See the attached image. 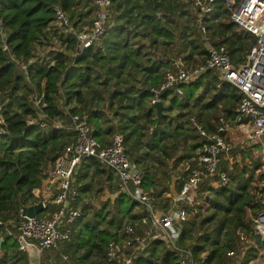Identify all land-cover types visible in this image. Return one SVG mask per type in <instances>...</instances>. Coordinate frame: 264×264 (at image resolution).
<instances>
[{"label": "trees", "instance_id": "obj_1", "mask_svg": "<svg viewBox=\"0 0 264 264\" xmlns=\"http://www.w3.org/2000/svg\"><path fill=\"white\" fill-rule=\"evenodd\" d=\"M111 2L105 32L80 50L75 33L90 27L96 14L89 0H0L8 44L7 52L0 48V264H30L15 240L23 219L20 211L34 204V190L76 141V132L68 127L71 114H88L92 135L101 146L109 145L114 134L123 135L128 159L142 172V188L156 196L161 207L169 206L166 195L179 191L187 180L204 142L189 117L214 132L220 117L235 116L241 92L229 82L217 86V72L208 69L183 85L181 94H162L164 115L158 122L151 90L164 80L171 63L180 59L190 68L208 59L198 13L190 0ZM57 8L67 14L68 26L56 22ZM232 12L217 0L205 22L210 40L224 44L238 66L255 36L232 20ZM34 95L42 96L39 107ZM40 112L47 116L45 126L38 120ZM29 119L34 123L28 124ZM260 144L263 139L223 153L217 173L199 190L200 211L183 222L174 245L150 239L141 249L125 248V254L133 252L131 264H178L184 251L194 258L205 254L207 264H235L227 252L240 255L244 249L245 264L256 245L261 246L253 234V219L264 210V160L253 154ZM72 185L78 189L74 205L81 216L68 240L42 250L39 264H120L107 260V244L123 242L127 226L143 236L150 226L148 211L118 193L115 173L96 157L80 160ZM101 197L105 200L98 207L95 201ZM56 210L47 204L37 215Z\"/></svg>", "mask_w": 264, "mask_h": 264}, {"label": "built area", "instance_id": "obj_2", "mask_svg": "<svg viewBox=\"0 0 264 264\" xmlns=\"http://www.w3.org/2000/svg\"><path fill=\"white\" fill-rule=\"evenodd\" d=\"M217 0H190L198 13L197 24L202 32L208 59L205 64L196 67H186L178 59L171 63V69L165 73L161 84L153 88L152 103L161 100L166 91L182 93V86L186 85L208 69L215 70L219 82H229L241 92V100L236 108L233 119L219 118L220 125L216 131H207L203 123L195 116L189 117L190 126L204 139L196 152V164L190 169L187 180L179 191L172 190L166 197L169 206L161 207L160 201L151 192L142 188V172L127 157L122 134H114L109 145L101 146L92 135L89 116L85 112L74 113L70 116L72 128L76 134V141L68 145L57 157L50 168L47 178L42 185L34 190L36 201L41 202L44 209L47 204H54L57 210L46 216L23 217L15 236L18 250L24 252L34 248L38 254L44 248L57 247L68 240L72 233V225L81 216V211L74 205L78 197L77 187L72 185L73 173L82 158L96 157L102 164L110 168L118 178V193L125 194L143 205L150 215V226L143 236L135 234L132 227L127 226V238L123 242L111 241L106 247L108 261L118 260L120 264H131L133 252L125 254L124 250L134 247L135 250L145 247L146 240L161 239L174 245L178 238L183 222L200 211L202 197L199 190L206 180L211 181L217 173L218 164L223 153L236 145H246L263 139L264 143V0H222L233 8L232 20L255 36V42L245 55L244 61L234 66L230 60L224 44L213 43L207 33L205 18L211 14L213 4ZM95 6V19L88 28L75 33L78 49L82 50L99 41L106 30V22L110 15L111 0H89ZM55 20L59 25L68 26L69 18L60 8L55 11ZM5 28L0 16V48L8 51ZM25 68V64L21 65ZM32 101L39 107L42 96L34 95ZM47 116L40 112L41 126H45ZM3 117L0 114V133L3 132ZM34 123L33 119L28 124ZM61 127L60 122H53ZM238 133L237 139L232 141V133ZM228 136V139L226 138ZM239 161V159H235ZM223 181H227L225 173L220 174ZM264 203V201H261ZM253 234L259 238L261 246L257 247L254 255L245 264H264V210L253 219ZM245 243H252L245 240ZM235 258V264H243L245 249L240 255L231 250L227 252ZM64 258H66L64 256ZM178 264H207L205 254L194 258L189 251H184Z\"/></svg>", "mask_w": 264, "mask_h": 264}, {"label": "water", "instance_id": "obj_3", "mask_svg": "<svg viewBox=\"0 0 264 264\" xmlns=\"http://www.w3.org/2000/svg\"><path fill=\"white\" fill-rule=\"evenodd\" d=\"M154 108L156 110V115H157V121L159 122L161 117L164 115L163 112V103L161 100H157L153 103ZM107 196H109V194H107ZM112 199H115V197L117 196L116 194H111L110 195ZM42 203L38 202L36 204H32L29 206H24L22 208V212L21 215L23 217H35L40 211H42ZM2 242V239H0V244Z\"/></svg>", "mask_w": 264, "mask_h": 264}, {"label": "rangeland", "instance_id": "obj_4", "mask_svg": "<svg viewBox=\"0 0 264 264\" xmlns=\"http://www.w3.org/2000/svg\"><path fill=\"white\" fill-rule=\"evenodd\" d=\"M237 136H238V133L236 131H233L231 140L232 141L234 140V142H235V140L237 139ZM111 139L112 138H110V141H111ZM253 154H254V156H259V155H260V157L263 156V160H264V143L260 144L259 148L254 149ZM179 167L181 168L182 165H180ZM184 168H186V166H184ZM176 172H177V170L175 171V173ZM101 200H105L104 197H101L100 200L95 201V203L97 204L98 207H100L102 204ZM136 210H137V207H134L133 211L135 212ZM38 256H39V260H40V254H38Z\"/></svg>", "mask_w": 264, "mask_h": 264}, {"label": "crops", "instance_id": "obj_5", "mask_svg": "<svg viewBox=\"0 0 264 264\" xmlns=\"http://www.w3.org/2000/svg\"><path fill=\"white\" fill-rule=\"evenodd\" d=\"M24 252L28 254L30 264H39V256L34 248H29L27 251Z\"/></svg>", "mask_w": 264, "mask_h": 264}]
</instances>
